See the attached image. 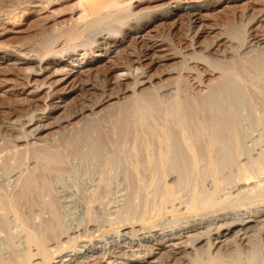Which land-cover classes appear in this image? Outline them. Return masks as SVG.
I'll return each instance as SVG.
<instances>
[{
  "label": "rangeland",
  "instance_id": "374dc122",
  "mask_svg": "<svg viewBox=\"0 0 264 264\" xmlns=\"http://www.w3.org/2000/svg\"><path fill=\"white\" fill-rule=\"evenodd\" d=\"M77 1H62L42 13L25 10L22 14L11 16L10 11L16 8L18 0H0V57L6 59L10 54L14 55L17 49H28L32 53H37L39 50L50 47L53 36L81 16L80 12L73 10ZM183 7L197 9L191 16L195 19L194 28L189 23L190 16L184 12L164 16L168 14V10L183 9ZM133 9L142 14L140 20L149 19L151 13L152 15L164 13L144 34V38L148 39L150 44L155 43V48L152 50L148 48V45L139 43L140 40L135 39L133 35L126 37L124 46L118 55L115 54L114 61L106 65L98 63L91 71L84 72L78 83L87 82L88 87L84 91L71 94L64 100L56 96L49 100V97L43 98L42 95L25 100V93L29 90L20 71L21 65L12 61L5 62L0 58V193L15 195L21 182L31 176L36 178L45 176L53 188L52 195H49L37 187V190L34 189L30 192L31 194L29 193L18 202L19 210H22V215L28 219L27 226L15 218L14 212L0 208L1 262L4 259L3 262L7 264L9 257L12 259L18 251L29 249L35 252L37 246L27 243L28 230L45 232L46 221L56 220V218L64 235L60 234L59 239H52L47 245L52 251L58 249L57 252L60 253L55 254L52 264L59 262L66 254H73L75 249L85 244L92 242L100 247L99 245L108 241L111 235H115V231L111 228L118 213L125 208L132 211L140 205L139 201L145 200L146 195H141L148 192L151 194L154 191L155 185L148 188L144 184L148 185L156 180L154 177L156 175H152V167L163 166L161 155H159L162 148L158 149L162 146L161 140H153L157 142L155 143L157 148L154 144L151 148L154 152L146 151V140L145 138L143 140L145 135H142L143 131H141L146 121H153L158 128L165 124L178 131L184 129L186 135L198 140L199 146L202 144L196 153V162L191 159L181 163L177 162V159L188 158L186 144L181 142L179 149L173 154L170 153L167 158V166L264 159V62L259 61L260 66L258 65L256 69L252 65H245L248 61L240 65L237 62V56L234 57L236 51L231 47L233 44L238 45L240 41L238 36H241L239 34L249 22L248 20L264 14V0H142L139 3L133 0ZM2 18L13 19L9 24L3 25ZM89 32L91 31L86 32L84 42L91 43L92 32ZM195 33L198 35L195 44L198 52L217 49L220 53L214 54L213 59H216L214 61L222 60L226 56L238 65L224 64L226 68L219 69L214 76L210 77L211 79H197L199 78L197 72L185 66L187 62L192 61L187 54L192 52V36ZM256 35L264 39V29L257 31ZM216 39L219 41L217 47L214 44ZM94 48L88 55L93 58L98 54L97 48L95 46ZM253 52L258 55L257 51H252L242 57L246 55L248 60L251 57L255 59ZM141 53L148 54L143 62L149 68L153 85L157 86L154 88L150 83L146 85L148 92L146 91L143 96L148 99L146 100L151 104V109H145L143 105L142 111L148 110L145 117L141 116V108L137 103L140 99L135 98L132 86L117 84L115 74L109 71L115 66L124 68L130 57ZM61 64L64 63L58 62L43 76L54 73ZM235 66L237 70L234 69ZM180 76L181 79H179ZM175 93H178L180 100L186 103L178 110L175 109L176 107L172 109L175 106L171 103ZM194 97L197 101L204 99L203 101L208 102V105L215 102L214 104L222 109L223 115L232 114L235 121H230L223 126L216 125L214 121L218 120V115L216 116L214 112H211V115L210 111L204 110L202 113L201 107L193 106L194 101L193 105L190 104ZM47 103L54 104L51 112L44 111ZM164 103L170 106L166 104L164 106ZM205 112L207 116L203 119ZM42 116L46 121L42 123V128L35 131L39 125L37 122L42 119ZM38 117L41 119L38 120ZM200 119L206 121L203 122ZM37 152H44L49 157L44 156V153L43 156H36ZM210 156L214 158V161L209 159ZM145 167L151 168V171ZM131 168H143L145 172L141 171L142 173L137 174ZM263 179V174H257L253 181H259L260 183H257L261 186ZM140 183L144 188L140 187ZM207 183L210 184L209 181ZM97 184L103 186L99 194L91 195L90 192H86L91 191V188L93 189ZM228 187L231 191L227 189L226 192H221L223 194H227V191L232 192L230 200H233L238 187ZM139 188L145 189V192ZM221 192L219 195H222ZM50 199L55 202L54 209L45 205ZM251 199L245 202H249L253 210H257L254 206L259 203L261 207L262 204L264 205V195L254 196L252 199L254 203L250 202ZM90 209L94 211L95 216L90 217ZM252 209L248 214L252 217L245 219V223L253 225L254 228H249L246 235L241 232L242 234L237 236L244 238L245 241H255L259 236H264L262 231L264 216L258 215ZM167 211L161 212L163 214L161 219L159 218L160 221L173 216ZM236 223L239 222L236 221L234 224ZM73 234L76 237L70 240L69 237ZM126 242L128 240L121 242V245L117 247L112 246L110 251L117 253L116 256L119 258H129L124 255V251L130 255L132 248ZM185 246L189 247V244H184L183 247ZM36 257L38 258L36 261L41 260L40 257ZM63 258L68 259L65 256ZM133 258L130 257V259ZM77 259L76 264L95 263L92 257ZM162 259V263L157 264L177 262L188 264L189 260L183 254L176 259L169 257H162ZM98 262V264H106V257H101Z\"/></svg>",
  "mask_w": 264,
  "mask_h": 264
},
{
  "label": "bare ground",
  "instance_id": "6f19581e",
  "mask_svg": "<svg viewBox=\"0 0 264 264\" xmlns=\"http://www.w3.org/2000/svg\"><path fill=\"white\" fill-rule=\"evenodd\" d=\"M62 1L66 2V0H18L16 8L11 9L10 14L11 16H17L18 13L22 14L25 10H35V13L36 11L41 13L42 11L46 12L51 9L53 5ZM140 1L142 0H136V3H139ZM75 3L76 5L74 4L75 6L73 10L80 12L81 16L70 23L67 28L61 30L60 33L55 34L53 36L54 39L52 38L53 43L50 47H46L47 49L45 48V50H39L37 53H32V51L28 49H17L14 52V55L10 54L6 59L0 57L5 62L12 61L15 64L21 65L19 66L21 67L20 71L23 73V79L25 80L26 85H28L29 90L25 93V100L40 97L41 95L43 98L49 97V100L50 98H55V96L64 100L73 93L84 91V89L88 87L87 82L79 84V78H82L84 72L94 69L98 63L103 65L112 63L115 59V54L118 55L124 46L126 37L130 35L135 36V39L138 41L140 40L139 43L148 45V48L152 50L155 48V43L150 44L149 40L144 38V34L148 32L151 24L160 19L164 13H155L154 15L151 13L149 19L140 20L142 14L140 15V13L134 11L133 0H78ZM196 10L195 7H183V9L178 8L177 10H168V14L164 16L167 17L168 15L181 14L184 12L190 16L189 23L194 28L196 23L195 19L191 16L194 15ZM11 19L13 18L6 20L2 18L3 22L1 24H9ZM248 21L249 22L245 24L243 30H241V33L239 34L241 36H238L240 39L237 43L238 45L234 46L233 44L231 47L236 51L234 57L237 56L236 59L240 65L241 63L244 65L246 61H248V64L245 65H252V67L256 69L258 65L260 66L261 60L264 62V39L259 38V36L256 35L257 31L264 29V14L255 16ZM88 31L92 32L90 38L91 43L83 41L86 36L85 34ZM197 36V33L192 36V52L187 54L191 57L192 61H186L187 63L185 64L189 70L197 72V75L199 76L197 79L200 80L214 76L219 69H224V64L232 63L233 65H238L233 62L234 60L229 59V57L227 59L226 56L222 60L217 59V61H214L216 60L213 59L216 55L215 53H220L216 48V50H208L207 46V50L198 52L195 47ZM229 41L233 43L232 40L229 39ZM218 43L219 41L216 39L214 41L216 47L219 45ZM224 43L225 42H223V44ZM94 46L97 48L96 50H98V54L93 58L88 55H90V50L93 49ZM209 47L212 48V46ZM252 51H257L258 55L253 52L257 56H253L255 59L249 57L252 60L250 63V59L248 60L246 55L245 57H242V55L244 56V54ZM55 56H59L60 58ZM81 56H83V58H80ZM147 57L148 54L146 53H141L140 55L137 54L135 57L133 56L129 58V61L124 68L115 66L109 69L111 74H115L117 84H125L128 85V87L132 86L131 88L136 96L135 98H138V100L140 99V102L137 101L139 104L137 105L141 108L140 113L143 117H145V113L148 111H142L143 105H145V109H151V104H149L147 98V100L144 98L143 94L147 91V84L150 83L153 85L149 68H147L146 64L143 62ZM186 57L187 56L185 55V58ZM58 62L64 64L58 66L54 70V73L44 77L43 75H45L47 71ZM263 62L261 64H263ZM230 67L233 68L231 65ZM234 69L237 70V66H235ZM233 74H235V72ZM226 75H228V73ZM179 79H181V76ZM129 80H131V82H129ZM153 86L154 88L157 87H155V85ZM175 94L176 95L171 102L175 105H172V109L176 107L175 109L178 110L185 106L186 103L180 100L178 93ZM195 99V97L194 100L191 99L192 103L190 102V104L193 105L194 101L193 106H197V108L198 106L201 107V111H210V114L211 112H214L216 116L218 115V120L214 121L216 125L223 126L230 121H235L234 116H231L232 114L223 115V112L221 111L222 109H220L218 105H215V102V104L211 102L215 105L214 106L210 103V105H208V102L206 103V101H203L204 99L201 101ZM46 100H48V98ZM186 102L188 103L189 101ZM168 103L171 104L170 102ZM165 104L169 105L164 103V106ZM53 106L54 104L47 103L44 111L47 112L46 110H49V112H51L52 109H54ZM139 107L137 108L138 112L140 109ZM169 109L171 110V107ZM204 111L202 113H204ZM205 114L206 115H203V119H206L205 116H207V112H205ZM228 115H230V118H228ZM39 119L41 118L38 117V120ZM203 119H200V121H206ZM44 121L46 120H44L42 116V119L37 122L39 125L38 128L36 127L35 131L43 127L42 123ZM162 125L163 127L160 126V128H158V126L154 125L153 121H146L141 130L143 131L142 135H145L143 140L144 138L146 140V151H153V149H151L153 148L152 145L154 144L156 146L155 143H157L153 140H161L162 143L160 144L162 146L158 147V149L162 148V150L160 149L159 155H161V164L163 166L152 167V175H156L154 176L156 177V180L151 181L148 185L144 184L145 186H148V188L155 185L154 191L151 194L148 192L147 194L141 195H146L144 197L145 200L143 201L142 199V201H139L141 202L140 205L138 203L139 206L135 207L132 211L125 208V210L118 213L119 215L112 223L111 228L115 231V235H111V237L108 238V241L104 240L105 242L102 245L98 244L100 247H97L96 244H93L92 242L85 244L81 246V248L75 249L73 254L64 255L68 259H64V256L61 257L59 262H55L56 264H76V262H78L77 258L89 259L90 257L93 258V261L95 262L94 264H98L101 257H106V264H157L162 263V257L176 259L180 254L188 257V264H264V236H259L255 241H245L244 238L237 237L242 233L243 235H246L249 228L253 227V225L245 223V219L252 217L251 215L248 216L252 207L249 206V202L246 203L245 200L250 198L253 199L254 196L264 195V182L260 186V184L257 183L259 181H253V179L257 177V174L264 175V159L167 166V158L170 153L173 154V152H176L179 149L181 142H185L187 148L186 153L188 154V158L177 159V162L181 163L191 161V159L193 162H196V153L200 150L202 144L199 146L197 143L198 140L186 135L184 129L178 131L173 127H167L165 124ZM43 153L37 152L36 156H43ZM44 154V156H47L46 153ZM47 157H49V155ZM209 159L214 161V158H211V156ZM131 169L137 174L144 171L142 170L143 168ZM131 181H133V179ZM208 181L210 184L207 183ZM21 183L22 184L15 195L9 194V196L5 193H0V208H5L14 212L15 218L22 221L23 224L27 226L28 219L22 215V210H19L18 202L37 187L42 189V192L46 191L45 193H48L49 195H52L53 188L45 176H38L37 178L31 176L28 179L23 180ZM101 185L102 184H97L93 189L91 188V191L87 190L86 192H90L91 195H97L103 187ZM228 186H231V188L238 187V190H235L236 194L234 193V196L236 197L233 198V200H230L233 194L231 195L232 192H230L231 190ZM140 187L143 186L141 185ZM143 188L139 189L143 190ZM227 189L230 190L227 191V194L221 192H226L225 190ZM220 192L222 195H219ZM139 194L140 193H138V195ZM141 196H139V199ZM48 202L49 203H45V205L49 206L50 209H54L55 202L51 201V199ZM246 206L249 207L246 208ZM254 207L257 208V210H253V208V212L255 211L258 215L264 216L263 204L262 207L260 203ZM90 210V217L95 216V213H93L94 211ZM163 210H168L167 212L172 213L171 215L173 216L170 219L167 217L165 220L163 219L160 221L161 214H163L161 212ZM242 212H244V214ZM56 220L52 219L51 221H46V226L43 225L46 227L45 232L28 230L27 243H32V245L34 244V246H37L35 252L29 249L21 252L18 251L17 254H12V259L9 257V262H7V264H52L55 254L57 255L59 252H57L58 249L57 251H52L47 245L52 239L60 237V234L61 236L64 235V232L61 231V227ZM236 221L239 223L234 224ZM262 231H264V227ZM72 237L70 236L69 239H74L76 235L73 234ZM126 240H128L126 243L130 244V248L133 250H130V255L124 251V255L129 256V258H119L116 256L117 253L113 250L110 251L112 246L117 247L121 245V242H125ZM184 244H189V247H183ZM156 246L157 248H155ZM112 255H114L113 257L115 259ZM122 255L123 254L121 253L120 256ZM36 256L40 257L42 261H36V259H38ZM130 257L134 258L130 259ZM119 259H121V261L118 262ZM2 262L0 257V264H5ZM173 264L182 263L177 262Z\"/></svg>",
  "mask_w": 264,
  "mask_h": 264
}]
</instances>
